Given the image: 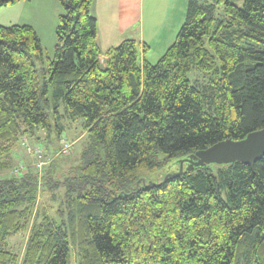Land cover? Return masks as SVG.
<instances>
[{"label": "trees", "instance_id": "16d2710c", "mask_svg": "<svg viewBox=\"0 0 264 264\" xmlns=\"http://www.w3.org/2000/svg\"><path fill=\"white\" fill-rule=\"evenodd\" d=\"M59 1L53 58L32 25L0 24V169L62 119L83 146L61 176L65 155L0 178V264H264V157L146 177L264 128V0H188L156 63L126 39L104 64L94 0Z\"/></svg>", "mask_w": 264, "mask_h": 264}, {"label": "rangeland", "instance_id": "374dc122", "mask_svg": "<svg viewBox=\"0 0 264 264\" xmlns=\"http://www.w3.org/2000/svg\"><path fill=\"white\" fill-rule=\"evenodd\" d=\"M181 7L187 5L188 0H179ZM242 4V0L239 2ZM186 7V6H185ZM147 8V4H146ZM145 8V10H146ZM63 12V7L59 0H31L20 1L14 4L3 6L0 8V24L12 25V24H31L37 32H39L42 45L44 48V54L47 57L53 58L55 54L56 45V28L59 23L60 14ZM153 40L148 42L150 48L147 53V58L150 63H156L166 51L163 46L157 44ZM139 44V42H138ZM140 48V46H139ZM141 57V50H140ZM198 73L193 71L190 73V78L194 79ZM82 121L72 122L69 119H62L59 121L60 127H63L60 137L57 135V127L53 123L54 127L52 131L40 130L37 132L39 139L30 138L24 135L18 145L15 147L13 167L10 169H0V178L10 175L13 171L24 170L27 167H35L38 163V155L36 150H43V155L52 160V158L64 157L57 155L60 149L62 141L68 140L73 144L72 151L67 155V162H59L57 176H61L63 172L77 159L78 154L82 150L84 134L81 125ZM70 157V158H69ZM166 155L161 151L153 153V158L164 162ZM63 160V159H62ZM180 162V159H179ZM50 163L47 162L43 168H46ZM178 161L168 166L163 172L156 174H146V177L152 181V179L160 180L167 173L178 171ZM8 242L14 251H18L20 244H24L25 235H9Z\"/></svg>", "mask_w": 264, "mask_h": 264}, {"label": "crops", "instance_id": "0c3cea01", "mask_svg": "<svg viewBox=\"0 0 264 264\" xmlns=\"http://www.w3.org/2000/svg\"><path fill=\"white\" fill-rule=\"evenodd\" d=\"M187 5L181 7L179 0H94L101 62L106 63L108 51L126 39L139 42L141 58L143 46L147 57L148 42L153 40L167 50L185 21Z\"/></svg>", "mask_w": 264, "mask_h": 264}, {"label": "water", "instance_id": "95a60500", "mask_svg": "<svg viewBox=\"0 0 264 264\" xmlns=\"http://www.w3.org/2000/svg\"><path fill=\"white\" fill-rule=\"evenodd\" d=\"M263 157L264 128L249 133L241 140L226 139L206 149L198 150L185 159H180L179 170L168 173L164 181L179 176L184 170L185 161L189 164L188 170L207 164H231L235 162L253 167ZM150 183L154 182L150 181Z\"/></svg>", "mask_w": 264, "mask_h": 264}, {"label": "built area", "instance_id": "2783aa9c", "mask_svg": "<svg viewBox=\"0 0 264 264\" xmlns=\"http://www.w3.org/2000/svg\"><path fill=\"white\" fill-rule=\"evenodd\" d=\"M72 147H73V144L68 141V140H63L62 143H61V146H60V149L58 150L57 152V155H69L72 151ZM43 150L41 151L40 149L39 150H36V154L38 155V163L36 164V167L40 170L43 169L44 165L47 164V162L49 163L50 160H48V158H46L45 155H43ZM54 158H52L53 160Z\"/></svg>", "mask_w": 264, "mask_h": 264}]
</instances>
